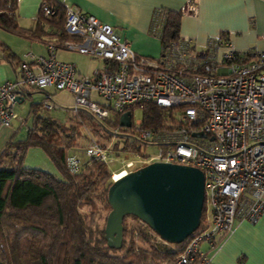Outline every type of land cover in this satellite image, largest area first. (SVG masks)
I'll return each mask as SVG.
<instances>
[{
    "label": "built area",
    "instance_id": "built-area-1",
    "mask_svg": "<svg viewBox=\"0 0 264 264\" xmlns=\"http://www.w3.org/2000/svg\"><path fill=\"white\" fill-rule=\"evenodd\" d=\"M42 8L46 15H54L45 2ZM185 13L196 15V7L190 5ZM162 22L160 11H155V37ZM64 31L79 43L50 45L47 57L25 55L18 80L0 86V129L11 128L15 121L25 124L16 113L25 88L68 92L73 96L74 115L88 110L99 121L147 104L180 114L176 130H145L142 119L133 121L131 113V127H121L125 133L113 132L112 141L119 136L132 138L137 149L154 148L156 154L125 159L115 170L119 159L110 143L89 136L83 149L70 151L66 165L78 174L93 162L101 163L113 181L116 175L151 163L201 170L206 215L172 264H211L200 252L201 244L215 248L233 232L237 221L257 224L264 216V49L239 53L219 37L212 52L191 54L188 42L182 40L165 58L150 59L137 55L111 26L68 7ZM221 46L226 50L219 57ZM58 48L101 60L105 66L91 76L78 77L75 64L56 60ZM200 68L206 74L197 73ZM94 94L103 102L94 101ZM54 108L50 100L41 104V110ZM196 133L206 138H193Z\"/></svg>",
    "mask_w": 264,
    "mask_h": 264
},
{
    "label": "trees",
    "instance_id": "trees-1",
    "mask_svg": "<svg viewBox=\"0 0 264 264\" xmlns=\"http://www.w3.org/2000/svg\"><path fill=\"white\" fill-rule=\"evenodd\" d=\"M54 15H46L41 8L37 30L55 37L58 43L73 41L64 31V5L45 0ZM17 0H0V28L19 37L31 36L15 20ZM163 17L159 30L162 54L165 58L173 45H178L182 11L159 10ZM36 32V31H35ZM151 35L153 31L151 28ZM223 44L227 41L221 37ZM222 44V45H223ZM6 57L20 67L23 59L6 44L0 43ZM197 73L206 74L204 68ZM19 74V72H18ZM37 92H43L35 89ZM28 97L31 95L27 90ZM142 127L150 131L178 129L173 110L155 105H141ZM31 126L22 141L9 142L0 155V264H172L189 242L166 245L158 242L152 231L134 217L124 220L123 246L120 250L107 247L105 226L100 227L99 205L109 214L107 193L112 185L109 169L93 162L78 174H72L66 165L67 157L89 128L91 137L103 144L112 141L113 132L121 133L120 116L99 121L88 110L74 115L64 124L41 114L40 105H33ZM131 132V131H130ZM31 149H40L59 173L24 167ZM141 149H138L140 151ZM116 151V150H115ZM117 156L121 155L115 152ZM125 159L129 156L124 154ZM84 209L89 213L85 214ZM203 208L202 222L204 220ZM132 218L136 226H129Z\"/></svg>",
    "mask_w": 264,
    "mask_h": 264
},
{
    "label": "crops",
    "instance_id": "crops-1",
    "mask_svg": "<svg viewBox=\"0 0 264 264\" xmlns=\"http://www.w3.org/2000/svg\"><path fill=\"white\" fill-rule=\"evenodd\" d=\"M50 1L94 16L102 24L111 26L137 55L150 59H159L162 54L160 40L150 33L153 15L157 10L183 12L180 37L183 41L188 42L191 54L204 55L212 52L215 46L214 41L219 37H223L229 46L239 53L264 49V41L262 40L264 37V0ZM44 2L45 0H17L15 20L22 29L32 32L31 36L23 38L0 29L9 34L6 36L28 42L26 44H30V46L34 43L43 45L48 56L49 46L59 43L55 37L49 36L52 32L51 28H48L45 35L37 30V20ZM190 5L196 7V15L185 13L186 8ZM64 42L79 43V40ZM0 43L6 44L1 40ZM6 46L19 56L7 44ZM57 50L69 52L61 48L56 49L55 52ZM225 50L226 47H219L218 56L221 57ZM40 56L45 57L42 54L36 57ZM19 57L24 62L25 56ZM56 60L59 61L57 58ZM98 61L101 62V66L89 75L83 74V70L81 71L75 64L77 76H91L96 70L103 68L105 63L101 60ZM18 72L19 68L6 57L0 47V86L6 82L17 81ZM26 90L27 88L24 89L23 97L18 105L22 104L28 97L25 93ZM44 94L45 100H51L50 94ZM94 95L93 100H95ZM24 121L26 124V120ZM25 124L15 121L11 128L0 129V155L9 142H16L15 137L20 127ZM200 252L206 255L211 264H264V216L257 224L237 221L233 232L224 238L220 244L212 248L210 244L203 243L200 245Z\"/></svg>",
    "mask_w": 264,
    "mask_h": 264
},
{
    "label": "water",
    "instance_id": "water-1",
    "mask_svg": "<svg viewBox=\"0 0 264 264\" xmlns=\"http://www.w3.org/2000/svg\"><path fill=\"white\" fill-rule=\"evenodd\" d=\"M120 126L131 127L130 112L121 115ZM192 137L206 138L202 133ZM204 180L198 168L166 163H151L114 180L107 193V247L122 248L127 217L139 220L168 245L183 244L201 225Z\"/></svg>",
    "mask_w": 264,
    "mask_h": 264
},
{
    "label": "rangeland",
    "instance_id": "rangeland-1",
    "mask_svg": "<svg viewBox=\"0 0 264 264\" xmlns=\"http://www.w3.org/2000/svg\"><path fill=\"white\" fill-rule=\"evenodd\" d=\"M7 33L3 32L0 29V40L5 42L16 54H18L21 57H24L27 54H34L38 56L39 54H42L43 56H47V51L41 44L34 43L32 46L30 44H26L28 42H25L23 40H20L18 38H11L9 36H6ZM9 35V34H7ZM56 58L61 62H69L76 64L78 68L82 71L83 74L89 75L91 72H93L95 69L101 66V62L98 60L90 59L85 56H81L77 53L72 52H63L60 50H57L55 52ZM27 91L31 94L29 97H26V100L18 105L16 107V112L19 115L20 118L26 120V124L22 127H20L19 132L17 133L15 137V141H22L26 138L28 129L31 126V108L33 105H40L43 103V101L46 99L44 93H48L52 96L51 102L54 103L55 108L51 111H45L41 110V114L48 115L54 119L59 120L60 122L64 124H68L70 119L74 117V114L72 113L71 109L74 105L73 96L68 92H57L53 88H48L45 91L37 92L33 88H27ZM94 101L96 102H103L101 99H99L96 95H94ZM180 114H175V119L177 122H179ZM132 119L140 120L142 119V109L136 108L133 110L132 113ZM16 125V124H15ZM121 133V132H120ZM90 135L89 128H85L83 130L82 137L77 141L76 148L83 149L88 142V138ZM108 144V143H107ZM104 144V145H107ZM110 146L113 147L112 150L114 152H119L121 155L117 156L115 153L114 155L118 157V165L115 167V170H117L120 166L123 160H125V155L127 154L129 156V159H137L140 156H144V154H156L154 148H142L140 151L136 148V145L133 143V139L129 138L126 139L124 136H119L117 140L111 141ZM116 150V151H115ZM24 167L29 169H37L42 170L45 172H49L50 174H53L57 176L58 178L59 173L56 170V168L53 166V164L50 162V160L47 158V156L40 150V149H31L24 162ZM99 220L98 223L100 227H104L106 224V219L108 216V213L103 209L102 206L99 205ZM206 209V206H205ZM83 212L85 214L89 213L88 209H84ZM206 215V210L205 214ZM127 223L129 226H136L135 221H133L132 218H129L127 220ZM159 242V240H158Z\"/></svg>",
    "mask_w": 264,
    "mask_h": 264
},
{
    "label": "bare ground",
    "instance_id": "bare-ground-1",
    "mask_svg": "<svg viewBox=\"0 0 264 264\" xmlns=\"http://www.w3.org/2000/svg\"><path fill=\"white\" fill-rule=\"evenodd\" d=\"M120 177H121V175H120ZM119 178V176L118 175H116V178L115 179H118Z\"/></svg>",
    "mask_w": 264,
    "mask_h": 264
}]
</instances>
